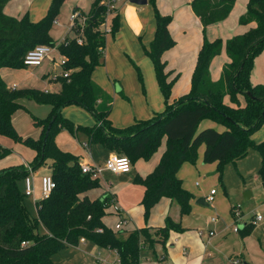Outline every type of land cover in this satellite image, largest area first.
I'll use <instances>...</instances> for the list:
<instances>
[{"label": "trees", "instance_id": "1", "mask_svg": "<svg viewBox=\"0 0 264 264\" xmlns=\"http://www.w3.org/2000/svg\"><path fill=\"white\" fill-rule=\"evenodd\" d=\"M10 1L0 0V70L25 69L24 59L30 50L38 45H56L49 30L65 0H53L48 15L39 23L31 22L28 16L17 19L6 15L4 8ZM106 1L96 0L89 15L75 9L87 20L84 26L78 24L69 32L75 35L70 44L59 47L66 61L63 70L70 71V74L58 78V92L12 89L0 75V136L33 150V171L51 166V176L56 183L49 198L36 202V218L28 210L26 196L19 188V182L29 175L27 168L14 166L10 172L0 175V264H53L58 251L77 246L81 239L92 241L100 248L116 250L120 264H140L145 247L152 248L156 243L166 247L172 231L182 233L185 230L171 218L166 219L163 227L143 228L129 234L114 232L105 226L102 219L113 198L104 196L91 200L86 194L100 187L99 179L83 173L80 158L62 151L55 141L59 129L74 131V125L58 112L69 105L84 107L96 119V125L87 130L91 144H103L118 156L129 158L132 165L140 159L149 160L167 137L166 151L159 165L152 174L138 180L146 187L143 199L146 218L163 197L176 201L183 216L191 213L193 195L183 187L177 174L184 163H196L201 146L205 147L204 162L218 163L219 174L226 163H236L252 149L258 151L262 157L259 176L264 179V142L256 143L252 139L253 134L264 126V88L251 81L255 60L264 51V0H249L247 12L239 20L241 25L254 22L256 27L225 44L221 39L209 41L206 31L208 26L228 18L236 0L192 2L194 12L204 26V42L190 93L173 103L169 100L174 81L168 82L166 64L162 61L164 52L176 44L169 32L172 18L161 15L156 0H149L154 7L157 30L146 53L153 63L166 109L150 120L137 121L125 129L113 127L109 119L113 99L93 81V73L101 65L106 50L107 35L103 30ZM118 26L119 17L116 16L112 21L113 35ZM78 37L84 40L82 45L77 42ZM224 47L230 62L215 82L211 78L210 66ZM240 97L245 98V105L241 104ZM226 98L230 104L225 102ZM25 99L52 108L48 118L35 119V125L41 128L38 139L23 138L12 122L13 115L22 107L20 102ZM206 120L225 130H200L201 123ZM51 121L52 128L45 143ZM11 154L12 150L0 145V160ZM40 225L46 230L45 235L39 234Z\"/></svg>", "mask_w": 264, "mask_h": 264}, {"label": "crops", "instance_id": "2", "mask_svg": "<svg viewBox=\"0 0 264 264\" xmlns=\"http://www.w3.org/2000/svg\"><path fill=\"white\" fill-rule=\"evenodd\" d=\"M193 1L194 0H156V7L159 13L163 16L172 18V21L169 25V32L176 42L175 46L164 52L162 56V61L166 64L165 72L168 75V82L174 81L169 103H173L190 93L192 76L195 70L199 52L204 42V26L201 19L193 10ZM31 2L35 3L36 0H11L5 6L4 13L10 17L22 19L25 16H28L27 8L31 4ZM119 2L120 3H118L117 5V11L112 15L110 20V24L112 25L113 18L116 16L119 17V26L117 30L118 33L116 32L118 34V40L116 33L114 35H108L106 39L107 42L104 63L106 65L108 73H110V70L114 72L111 69L113 64L112 59L114 58L115 52L117 51L119 39L120 36L124 33V29L129 27L132 30L133 36L139 38L142 37L146 29V23L144 19L147 16L144 17L143 15L147 14L148 9H143L142 7L144 6H139V9L134 8L133 6H131V1L120 0ZM248 3L249 0H236L235 5L226 20L207 27V39L211 42L217 39H221L225 44L227 40L235 36L243 35L252 28H255L256 23L254 22L248 25H241L239 23L240 18L247 12ZM147 5H149V0ZM76 8H79L80 11L85 12L82 7ZM73 12H75V10ZM129 17H131L132 19L130 20ZM29 19H31V16ZM56 22H58V19L54 22V24H56ZM111 37L113 38V40L110 39L109 42L108 39ZM149 49H146V51ZM229 62L230 59L224 47L222 54L216 57L212 61L210 66V73L213 81L216 82L220 79L224 66ZM151 66H153L152 62ZM19 70L22 69L2 68L0 70V75L9 88H27H25V86L18 85L16 81H13L11 79V77L15 73H18ZM152 71L155 72L154 66L152 68ZM114 74L115 78H117L118 80L121 79L119 73L115 71ZM177 75H179L180 77L176 79ZM55 82H57V84L54 83L57 87L56 90L51 91L49 89H46L43 91L53 93L58 92L60 90V83L59 81ZM100 82L103 84V86L106 85V82L103 79H100ZM119 85L121 87L120 89L117 88L116 83L113 85V88L110 87L108 89V91L110 93H113L114 96L112 110L109 116L113 127L118 129H125L131 126L130 124L132 123V125H134L137 121L150 120L156 115L165 111L166 104L163 103L165 102V98H163L162 100V97L160 98V96V100H158L159 103L157 105L153 106L151 104H148V106H145L146 99L149 103V98L151 96L150 90L153 96H155V91L157 92L158 89L161 92L158 81L155 90L151 89L148 83L144 84L145 93H138V95L136 96V98H140L137 100V107L136 101H134L133 96L128 93L125 84L119 82ZM144 94L146 95V99L144 97ZM239 99L241 100V97ZM225 102L227 104H230L229 98H226ZM75 106L85 109L84 107L79 105ZM65 108H63L62 112ZM141 110L143 111V113ZM139 111H141V114L138 113ZM131 112H133V114ZM14 116L15 114L12 117V122L14 127H16ZM131 118H134L136 122ZM216 125L221 127V129H218ZM206 128H215L220 132L225 130L224 127L209 120L203 121L200 125V130ZM263 129L264 126L260 130ZM260 130H258L257 132H259ZM256 133H254L252 136L253 140ZM5 139L6 137L0 136V145L3 146ZM87 139L88 141L82 144V149H73L72 146L69 147L65 143H62L59 138L55 139V141L62 151L71 153L79 157L81 165L89 164L92 166H100L93 161L94 159L91 152L90 155H87V153L84 152L87 148H91V143L89 142L88 136ZM255 142L257 143V141ZM262 142H264V139ZM96 144L101 145L105 149L106 161L110 157L118 156L117 154L107 149L103 144ZM166 147L167 137L165 136L158 151L149 160L140 159L136 161V163H133L132 170L129 173L115 174L108 170H104L105 174L103 173V171L97 177L100 182V187L89 191L86 195L91 200H97L98 198H102L104 196H110L113 198L115 205L119 209L118 212L115 211L114 206H109L106 209L107 215L102 219L105 226L113 230L114 232H118V230L115 229V226L119 222H124L123 229L120 231L128 232L129 234L130 232L143 228L163 227L167 218H171L174 222L181 224V226L185 229L184 232L179 233L172 231L170 233L169 239L166 242V247H164L161 243H156L152 248L145 247L142 253L140 264H253V261L257 256L264 258L263 228L251 233V237H248L247 235V228H243V230L237 229L236 231L234 222L231 218V216L233 215L230 216L229 214L224 213V211L220 212L221 206L219 204L217 206H214V210L219 216L220 213L222 214L221 219H219L216 214H212L211 210L207 209L210 208L211 205L207 201L198 203L201 201V199L206 200L207 197L205 196L197 198L191 193L193 195V199L191 201L192 210L189 215L185 216L181 214V208L176 201L168 197H163L151 209L148 218L145 217V207L143 205V199L145 196L146 187L138 180L140 178L145 179L147 176L154 172L156 167L159 165L164 152L166 151ZM31 151L33 155L26 160H19L18 158L14 159L11 157L12 154L7 158L0 160V171L20 165H23L25 167L28 165L31 166L32 162L35 159V152L33 150ZM202 151L204 155V146L202 148ZM19 153H21V151H19ZM238 161L235 164H237ZM102 166H104V164ZM42 168L50 171L51 175V166L48 165ZM39 170H35L34 172H37ZM40 186L41 180L40 184L36 183V181L34 180L36 199L37 187H39L40 192ZM197 186L200 187V183H197ZM205 202L209 206L206 205ZM230 212L232 214L231 209ZM206 215L208 216V219H200V216ZM213 217L217 219L216 222L211 221V218ZM262 221H264V218ZM202 228H204V231L202 230ZM211 232H213L214 235H210ZM87 242L88 241L81 243L86 245ZM96 249H99L98 253L96 254V264H99L100 262V258H98L99 256H101V258L105 262H107L105 264H116L118 260V254L116 250L111 248H100L97 245ZM237 261H239V263H236Z\"/></svg>", "mask_w": 264, "mask_h": 264}, {"label": "rangeland", "instance_id": "3", "mask_svg": "<svg viewBox=\"0 0 264 264\" xmlns=\"http://www.w3.org/2000/svg\"><path fill=\"white\" fill-rule=\"evenodd\" d=\"M52 1L53 0H36L35 3L31 2L27 8V15L29 18L31 16L32 19H30V21L33 23H39L42 21L49 13ZM95 3L96 0H65L60 7L59 14L57 15L58 22L53 24L49 30L52 41L58 44L63 42L66 37L73 40L75 38L74 33L68 34L71 27V15L73 11L76 7H82L85 11L84 13L89 15ZM131 6L137 9L140 8L133 4H131ZM142 8L148 9L147 14L143 15L144 17L147 16L144 19L146 23L145 32L142 37L139 38L133 36L132 30L129 27L124 29V33L119 39L117 51L112 59L113 64L111 69L114 72L116 71L119 73L121 79L118 80L115 78V74L111 70L110 73H108L104 63L105 56L102 59L101 65L98 66L93 73V81L109 94L112 99H114L113 93H110L108 89L110 87L113 88L115 83L118 89L121 88L119 82L125 84L128 93L131 94L134 101H136V107L138 104L137 100L140 99L136 98V96L138 93H145L144 84L148 83L149 87L153 90H155V87L157 86V77L155 72L152 71V61L146 53V49L150 48V44L155 38L156 17L154 7L150 3ZM129 18L130 20L132 19L131 17ZM117 33L116 36L118 40ZM110 39L113 40L111 37L108 39L109 42ZM62 61L63 56L61 52L56 49L51 57L47 58L41 66L27 67L19 70L18 73H15L11 77V79L16 81L18 85L25 86V88L27 87L26 89H39L42 91L46 89L51 91L56 90L57 87L55 84H57V82L55 81L58 80L53 78L64 73L61 67ZM179 77L180 76L177 75L176 79ZM100 79H103L106 82L105 86L100 82ZM251 81L254 85H260L264 88V51L261 52L255 60ZM150 95L148 103L145 97L146 95L144 94L146 99L145 106H148V104L155 106L159 103L158 100H160L161 97L162 100L164 98L163 93H161L159 89L157 92L155 91V96H153L150 90ZM240 101L242 105L246 104L244 97H241ZM20 103L22 104V107L16 111L14 116L17 132L23 138H40L41 130L35 125V119L48 118L51 114L52 108L49 105L37 103L32 100H22ZM141 111L138 113L141 114ZM131 113L133 114V112ZM62 116L74 125V131L66 128L59 129L55 135V139L59 138L62 143H65L69 147L72 146L73 149H82V144L88 141L87 130L95 125L96 119L87 109L75 105L67 106L62 112ZM131 119L134 120V118ZM132 124L130 125L132 126ZM217 128L221 129L219 126H217ZM263 139L264 129L257 132L254 136V140L257 141V143H261ZM3 146L4 148L13 151L11 157L14 159L18 158L19 160H26L33 155L30 148L24 147L7 138L4 140ZM202 148L203 146L198 149L196 163H184L177 174L178 178L182 181L183 187L197 198L202 196L207 197L212 190H215L216 194L213 198L214 202H216H213V205L211 204L210 208L207 209L211 210L212 214H216L219 219H221L222 214L220 213L219 216L217 212H215L214 206L219 204L221 206L220 212L224 211V213L229 214L230 216L233 215V213L231 214L230 209L232 211L235 208L240 216L235 219H233L234 216H231L234 222V227L238 230L247 228L248 237H251L250 234L254 231L261 228L264 230V221L255 222V219L259 215L264 218V179L259 176L261 166V157L259 153L256 150H250L243 159L238 161L237 164L232 162L226 163L222 174H218V163H205L203 160ZM87 149L84 152H86L87 155H90L91 152L94 159L93 161L97 165L102 166L105 164L106 151L101 145L96 143L91 144V150ZM19 151H21V153H19ZM103 173L105 174V171ZM45 175H50V171L41 168L39 171L34 172L32 177L36 183L40 184L41 178ZM197 183H200L201 186L198 187ZM19 188L22 193L25 192L24 180L19 182ZM247 193L251 194V197L248 200L245 198V194ZM36 197L38 201L42 198L41 186L40 192L39 187H37ZM35 203L36 201L32 198L25 197V204L28 210L32 216L37 218L38 211ZM200 219H208V216H200ZM202 230L204 231V228H202ZM38 231L41 235L46 234V230L41 225L39 226ZM98 251L99 249H96V244L92 241H88L86 245L80 242L77 246H70L58 251L53 257V264H96V254ZM98 258H100L99 264L107 263L101 258V256ZM253 264H264V258L257 256L254 259Z\"/></svg>", "mask_w": 264, "mask_h": 264}, {"label": "built area", "instance_id": "4", "mask_svg": "<svg viewBox=\"0 0 264 264\" xmlns=\"http://www.w3.org/2000/svg\"><path fill=\"white\" fill-rule=\"evenodd\" d=\"M120 0H107L105 2L106 7H107V15H106V21L105 24L103 26V30L105 32V34L108 36L110 34H112V25L110 24V20L112 15L117 11V5L119 3ZM126 1H131V0H126ZM87 20V17L84 15H81L79 12H73L71 15V27L69 32L73 31L74 28L80 24L81 26H84L85 22ZM72 40L69 39L68 37H66L64 39L63 42L58 43L54 46H50V45H38L36 46L34 49L30 50L24 59V65L27 67H37V66H41L42 63L47 59L50 58L51 55L53 54L54 50H59L60 45L64 44V45H68L70 44ZM77 42L82 45L84 43V40L81 37L77 38ZM60 51V50H59ZM65 59L63 58V61L61 63V67L63 69V65H65ZM64 73L61 75H57L54 77L55 80H58L59 77H68L70 74V71H65L63 70ZM132 162L130 161L129 158L124 157V156H113L110 157L104 164V166H92L89 164H82L81 165V169L82 172L85 174H90L92 176L93 179H97V177L104 171V170H108L112 173L115 174H120V173H129L132 170ZM27 170L29 171V175L25 178V196L26 197H30L33 198L34 201H38L35 198V187H34V178L33 176V168L32 166H26ZM56 188V183L53 180L51 175H45L41 178V200L42 199H47L50 197V195L52 194L53 190ZM216 191L212 190V192L210 193L209 196H207L206 201L209 204H212L214 202V198L213 196H215ZM110 206H114V209L116 212L119 211L118 207L115 205V202L113 201L111 203ZM234 219L236 217H239L240 214L237 210H235V208L232 210ZM263 220V216L259 215L257 216V218L255 219V222H261ZM212 222H216L217 219L215 217L211 218ZM123 225L124 222H119L116 226L115 229L120 231L123 229ZM99 232H101V230H98ZM237 231V229H236ZM210 235H214L213 232L210 233ZM85 239H81V242H85ZM24 246L27 245V243H23ZM121 261L118 257V260L116 262V264H120ZM236 263H239V261H237Z\"/></svg>", "mask_w": 264, "mask_h": 264}, {"label": "water", "instance_id": "5", "mask_svg": "<svg viewBox=\"0 0 264 264\" xmlns=\"http://www.w3.org/2000/svg\"><path fill=\"white\" fill-rule=\"evenodd\" d=\"M131 3L134 4V5H137V6H145V5L148 4V0H131ZM246 94L249 95V96H252V94L250 92H247ZM62 110H63V108H60L58 110V112L61 113ZM52 124H53V121H51L49 126H48V129H47V132H46V137H45V143L48 140V137H49V134H50V131H51V128H52ZM11 170L12 169H6V170H3V171H0V175L6 174V173L10 172ZM245 198L248 200L250 198V193L245 194ZM204 201H206V200L205 199H201V201L198 202V203H202ZM205 204H206V202H205ZM206 205H208V204H206Z\"/></svg>", "mask_w": 264, "mask_h": 264}]
</instances>
